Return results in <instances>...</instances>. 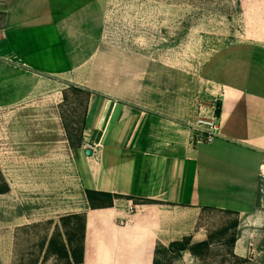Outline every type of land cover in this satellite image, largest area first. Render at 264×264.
<instances>
[{"label": "crops", "instance_id": "crops-1", "mask_svg": "<svg viewBox=\"0 0 264 264\" xmlns=\"http://www.w3.org/2000/svg\"><path fill=\"white\" fill-rule=\"evenodd\" d=\"M97 1L0 0V107L29 99L44 79L78 80L102 24ZM206 68L220 102V135L211 143L192 137L197 115L190 120L184 111L145 103L139 91L103 87L92 94L84 141L97 149L72 150L82 192L81 204L68 211L86 215L81 264H153L157 244L188 234L170 205L196 217L204 209L237 214L244 230L235 250H246L241 239L253 237L264 217V40L238 42ZM86 188L163 204L118 198L92 208Z\"/></svg>", "mask_w": 264, "mask_h": 264}, {"label": "rangeland", "instance_id": "rangeland-1", "mask_svg": "<svg viewBox=\"0 0 264 264\" xmlns=\"http://www.w3.org/2000/svg\"><path fill=\"white\" fill-rule=\"evenodd\" d=\"M97 2L102 24L94 33L91 60L79 65L78 80L47 77L29 99L0 107V179L9 186L0 193V264L64 263L45 253L59 216L81 204L72 150L83 144L96 89L127 87L130 94L139 91L145 103L184 111L192 120L197 102L217 104L204 79L213 56L238 42L264 40V0ZM153 201L148 204H163ZM170 206L188 233L176 240L188 236L191 243L207 240L209 246L196 254L187 248L174 258L159 254L160 264H264L261 226L241 239L246 250L236 251L244 230L237 214L204 209L196 217Z\"/></svg>", "mask_w": 264, "mask_h": 264}, {"label": "trees", "instance_id": "trees-1", "mask_svg": "<svg viewBox=\"0 0 264 264\" xmlns=\"http://www.w3.org/2000/svg\"><path fill=\"white\" fill-rule=\"evenodd\" d=\"M219 107L220 102H217L218 111ZM0 183L2 184L0 186V193L8 192L9 186L3 177H1ZM85 194L92 208L112 206L114 200L120 197L133 199L137 203L155 202L151 199H137L132 196L89 188L85 189ZM85 219V213L81 212H72L59 216L60 225H56V230L49 239L45 256L51 253L64 259L63 264H81L84 258ZM61 227L62 229L65 228V230H61ZM67 227L71 229H67ZM232 243H234V240ZM208 246L209 242L207 240L191 243L188 236H185L181 240H173L168 245L159 243L154 249L153 264H160L158 259L159 254L170 253V256L174 258L187 248L196 254L201 248L206 249Z\"/></svg>", "mask_w": 264, "mask_h": 264}, {"label": "built area", "instance_id": "built-area-1", "mask_svg": "<svg viewBox=\"0 0 264 264\" xmlns=\"http://www.w3.org/2000/svg\"><path fill=\"white\" fill-rule=\"evenodd\" d=\"M197 108L199 110L196 118L189 123L192 137L197 143L206 142L211 143L217 136L220 135V122L218 118L217 104L205 103L202 101L197 102ZM84 147L91 149L95 152L97 149L96 144H92L88 141H83ZM260 206L264 213V163L260 167ZM263 236H264V217L261 224ZM264 254V250H263Z\"/></svg>", "mask_w": 264, "mask_h": 264}, {"label": "water", "instance_id": "water-1", "mask_svg": "<svg viewBox=\"0 0 264 264\" xmlns=\"http://www.w3.org/2000/svg\"><path fill=\"white\" fill-rule=\"evenodd\" d=\"M86 154H87V155H91V154H92V150H91V149H87V150H86Z\"/></svg>", "mask_w": 264, "mask_h": 264}]
</instances>
